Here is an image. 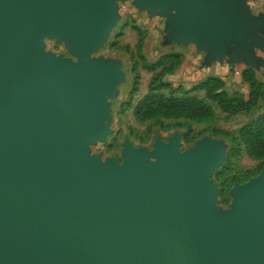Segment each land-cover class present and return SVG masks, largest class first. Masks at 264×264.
Listing matches in <instances>:
<instances>
[{
  "label": "water",
  "instance_id": "95a60500",
  "mask_svg": "<svg viewBox=\"0 0 264 264\" xmlns=\"http://www.w3.org/2000/svg\"><path fill=\"white\" fill-rule=\"evenodd\" d=\"M165 19L168 40L206 49V62L260 47L261 17L241 0H132ZM115 0H0V264H264V169L212 208L219 143L179 151L122 142L100 159L104 97L118 65L70 62L42 37L82 55L114 21Z\"/></svg>",
  "mask_w": 264,
  "mask_h": 264
},
{
  "label": "rangeland",
  "instance_id": "374dc122",
  "mask_svg": "<svg viewBox=\"0 0 264 264\" xmlns=\"http://www.w3.org/2000/svg\"><path fill=\"white\" fill-rule=\"evenodd\" d=\"M131 1L115 0L116 17L101 43L89 52L73 54L62 40L45 35L41 39L43 51L70 62L101 59L118 65V78L104 97L106 132L88 146L89 153L98 154L101 160L112 157L120 163L125 140L134 147L150 150L155 140L167 142L176 138L179 151L198 141H217L220 160L209 169L208 180L216 189L211 207L223 212L231 202L233 184L257 180L264 169V152L258 155L247 150L240 133L248 122L264 115V82L254 77L261 86L252 91V104L247 109L220 108L217 100L206 94L213 86L211 81L203 85L205 78L186 81L189 72L182 67V53L188 52V44L168 40L164 17L139 9ZM244 83L240 88L231 81L213 91L221 89L228 96L247 100L250 88ZM189 98L201 102L204 110L179 113L176 108L165 106L169 100Z\"/></svg>",
  "mask_w": 264,
  "mask_h": 264
},
{
  "label": "crops",
  "instance_id": "0c3cea01",
  "mask_svg": "<svg viewBox=\"0 0 264 264\" xmlns=\"http://www.w3.org/2000/svg\"><path fill=\"white\" fill-rule=\"evenodd\" d=\"M241 1L243 7L252 17H261L264 21V0H258L259 3L253 0ZM256 35L259 38L260 47L251 46L250 50L258 60H255L254 64L251 65L245 63L242 58L230 60L225 55L220 60L215 59L206 62V49L195 43H188V52L186 54L182 53V67L189 72L186 81L196 82L208 76H213L219 77L223 81V85H228L232 81L242 88L245 83L242 81L241 71L250 68L254 72V77L264 82V31L256 32ZM192 73L195 74L191 77Z\"/></svg>",
  "mask_w": 264,
  "mask_h": 264
},
{
  "label": "trees",
  "instance_id": "16d2710c",
  "mask_svg": "<svg viewBox=\"0 0 264 264\" xmlns=\"http://www.w3.org/2000/svg\"><path fill=\"white\" fill-rule=\"evenodd\" d=\"M242 81L248 84L250 88L249 96L247 100H242L238 96H228L223 90L213 91L216 86L222 87L223 81L219 77L208 76L203 81L205 84L207 81L213 83L212 88L206 90V94L217 100L220 108L228 111H241L247 109L252 104V91L259 88L261 85L254 81V72L250 68H245L241 71ZM147 98L145 101H148ZM169 100L168 108H176L179 113L196 112L198 110H204V105L191 98L184 99L176 102ZM163 107L164 105H160ZM244 145L247 150L254 151L258 155L264 152V115L258 116L252 121L248 122L244 128L240 131Z\"/></svg>",
  "mask_w": 264,
  "mask_h": 264
}]
</instances>
